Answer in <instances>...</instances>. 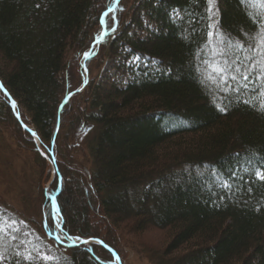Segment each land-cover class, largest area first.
Wrapping results in <instances>:
<instances>
[{
    "label": "trees",
    "instance_id": "obj_1",
    "mask_svg": "<svg viewBox=\"0 0 264 264\" xmlns=\"http://www.w3.org/2000/svg\"><path fill=\"white\" fill-rule=\"evenodd\" d=\"M216 7L234 44L248 42L264 18L259 0ZM109 8L116 31L97 43ZM206 8V0H0V81L21 119L0 90V134L10 129L41 175L55 172L50 194L61 183L66 237L98 239L124 262L128 235L161 230L160 250L137 243L150 264H264V181L250 174L264 165V115L242 102L248 96L214 100L201 86V56L215 49L203 42ZM173 9L182 19L170 18ZM108 62L111 75L103 73ZM39 195L41 222L19 212L4 231L5 264H19L17 244L49 264H115L101 245L59 243L44 187ZM24 222L47 244L33 241Z\"/></svg>",
    "mask_w": 264,
    "mask_h": 264
},
{
    "label": "snow or ice",
    "instance_id": "obj_2",
    "mask_svg": "<svg viewBox=\"0 0 264 264\" xmlns=\"http://www.w3.org/2000/svg\"><path fill=\"white\" fill-rule=\"evenodd\" d=\"M118 3L119 0H116ZM207 8L206 15L201 17L208 21L206 24V40L203 42L208 45L210 49L215 45L213 54L209 58H205L203 55L201 59L204 62L205 71L201 73L200 84L209 95H212L214 100L215 94L220 93L225 98L231 95L234 99L239 100L241 96H248L249 99H245L242 102L248 105L252 110L257 111L261 115H264V18L257 17L254 22L255 35H250L249 41L243 44H234L232 37L224 32L215 20L219 9L216 7V0H206ZM247 0H241V3H245ZM264 4V0H259ZM109 11L104 15L108 17L107 20H101V24L107 25V31L103 32L101 36L94 37V40L99 43L104 36L110 35L116 31L117 18L110 16ZM182 19L179 9H173L170 13V18ZM191 19L189 24L194 25L198 23L197 17L189 13ZM187 31V29H185ZM196 29L191 28V32L195 33ZM187 39V37H182ZM203 52V49H201ZM86 59L91 58V50L84 53ZM219 57V59H217ZM139 59V58H138ZM165 74L171 75L172 69L165 70ZM0 90H3L4 96L10 101L11 110L15 111L17 105L11 100V97L4 90L3 85L0 84ZM219 111H226L227 109L221 105H217ZM17 119L19 114L17 113ZM32 136H36V133H31ZM54 142V141H53ZM242 170L249 173V168L243 167ZM257 181H264V165L257 167L253 172ZM243 179V177H241ZM179 182V181H177ZM223 187L228 188L229 185L224 183ZM251 190V189H249ZM53 208L59 213V207L53 204ZM62 221V217L60 218ZM50 226H52V220L50 216ZM55 230V229H54ZM61 232L64 231V225L61 223ZM4 230L0 226V264H5L8 258L7 248L3 245ZM75 240H83L85 244H89L90 241L81 235L73 237ZM11 240L13 243L16 241V236L12 235ZM61 242H63L61 240ZM73 249H78V244L71 245ZM13 257L19 262V264H36L37 261L40 264H49L51 257L47 255L40 256L33 252L22 253L20 251V245L17 244L16 248L12 252Z\"/></svg>",
    "mask_w": 264,
    "mask_h": 264
},
{
    "label": "rangeland",
    "instance_id": "obj_3",
    "mask_svg": "<svg viewBox=\"0 0 264 264\" xmlns=\"http://www.w3.org/2000/svg\"><path fill=\"white\" fill-rule=\"evenodd\" d=\"M85 73L87 74L86 69H85ZM103 73L105 74L109 73L110 75L114 73V70L111 68L109 62L104 68ZM79 89H77L76 92H79L78 91ZM0 135H1L0 136V203H1L0 226H2L5 232L6 231L11 232L12 227H14L15 224L17 223L14 220V218L17 215L16 213L18 214L19 212L23 213L24 216H29L31 219L36 220L37 223L41 222L42 200L38 202V198H39L38 195L40 190L42 192L44 187L46 190V195H45L46 200L49 201L50 198L53 197V195L50 194L51 192L50 185L53 183L55 176L53 173H51L50 178H48L47 172L44 173V175L43 174L41 175L40 169L36 168L33 165V159L31 158L32 157L31 154H28L26 153V151L23 150L21 153V150L15 148L13 142L15 143L16 139L14 133L10 129L5 130V133H1ZM57 193L58 194L60 193V189H58ZM32 203H34V205ZM42 207L43 209H45L46 205H43ZM3 211H6L5 212L6 215L3 214ZM55 220L57 221L55 225V237L59 238L60 240L66 239L67 241H70L61 232L60 226L58 227V223L60 221V215L57 212H56ZM20 225L26 228L27 230L26 232H28V235L32 238L33 241L43 240L44 241L43 243L47 244L45 235L39 232L36 229L37 227L35 228V225L31 226L29 223L26 222L20 223ZM89 239H93V238H89ZM126 239H128V241L131 244L129 248L128 247L125 248V252L123 254L124 262L121 260L122 264H150L146 260V258L139 253L142 249L141 246L140 247L137 246V243L140 242L145 246L148 245L154 251L160 250L161 249L160 247L163 245L164 241L166 240V232L161 230H152V231L143 232L139 236H135V237L128 235ZM68 244L70 245L71 243H67V245ZM37 245L40 246L39 244ZM119 245H120V241H119ZM120 246L126 247L124 246V243H122V245ZM111 253L113 254V252Z\"/></svg>",
    "mask_w": 264,
    "mask_h": 264
},
{
    "label": "water",
    "instance_id": "obj_4",
    "mask_svg": "<svg viewBox=\"0 0 264 264\" xmlns=\"http://www.w3.org/2000/svg\"><path fill=\"white\" fill-rule=\"evenodd\" d=\"M0 84H2V82L0 81ZM3 85V84H2ZM84 87H85V84H83L82 85V87L78 90L79 92H81V91H83V89H84ZM3 88H4V86H3ZM4 90H6L5 88H4ZM3 91V90H2ZM7 91V90H6ZM7 93H8V91H7ZM9 94V93H8ZM74 93H72V95H73ZM9 96H10V94H9ZM11 97V96H10ZM11 100L12 101H14L15 103H16V101L11 97ZM16 105H17V103H16ZM18 106V105H17ZM11 107V106H10ZM17 109V108H16ZM16 109H15V114H16V117H17V112H16ZM19 120H20V115H19ZM21 125H22V127L25 129V130H27L30 134L31 133H33V132H35L36 133V136H33L34 137V139H35V141H36V143L38 144V145H40V139H39V136H38V134H37V132L35 131V129L34 128H30L29 126H27V125H25V124H23L22 122H21ZM43 156H44V154H43ZM61 188V183H60V185H59V189ZM58 194V193H57ZM57 194L55 195V196H53L52 198H50V201H51V205H52V214H53V218L55 219V217H56V211H55V209L53 208V204H55V205H57ZM58 206V205H57ZM59 214H60V217H62V215H61V213H60V211H59ZM62 223H63V219H62ZM61 227V226H60ZM69 238V240L71 241V244L70 245H68V246H71V245H73V244H78L79 246L80 245H90V244H98V245H101V246H103V247H105L106 249H108V250H110L111 252H113V256H114V263L115 264H122V262H121V259H120V257H119V255L117 254V253H115L111 248H109L107 245H105L102 241H100V240H98V239H88L89 241H90V243L89 244H85L84 242H83V240H75L73 237H68Z\"/></svg>",
    "mask_w": 264,
    "mask_h": 264
},
{
    "label": "bare ground",
    "instance_id": "obj_5",
    "mask_svg": "<svg viewBox=\"0 0 264 264\" xmlns=\"http://www.w3.org/2000/svg\"><path fill=\"white\" fill-rule=\"evenodd\" d=\"M103 38H104V37H103ZM18 120H19V119H18ZM19 121H21V119H20ZM22 123H23V122H22ZM23 124H24V123H23ZM25 125H26V124H25ZM21 126H22V125H21ZM27 126H28V125H27ZM23 129H24V128H23ZM24 130H25V129H24ZM25 131H27V130H25ZM27 132H28V131H27ZM28 133H29V132H28ZM30 135H31V134H30ZM45 157H46V156H45ZM53 174H54V176H55V172H54V171H53ZM60 224H61V223H60V221H59V223H58V227L60 226ZM58 227H57V228H58ZM68 245H69V244H68Z\"/></svg>",
    "mask_w": 264,
    "mask_h": 264
}]
</instances>
